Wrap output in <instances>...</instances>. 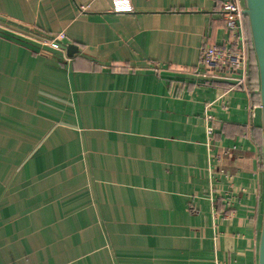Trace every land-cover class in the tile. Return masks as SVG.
Here are the masks:
<instances>
[{"label": "crops", "instance_id": "obj_1", "mask_svg": "<svg viewBox=\"0 0 264 264\" xmlns=\"http://www.w3.org/2000/svg\"><path fill=\"white\" fill-rule=\"evenodd\" d=\"M225 1L0 0V264H258V108L201 62Z\"/></svg>", "mask_w": 264, "mask_h": 264}, {"label": "built area", "instance_id": "obj_2", "mask_svg": "<svg viewBox=\"0 0 264 264\" xmlns=\"http://www.w3.org/2000/svg\"><path fill=\"white\" fill-rule=\"evenodd\" d=\"M113 11L117 13H127L132 11L130 0H112ZM85 10V7H82ZM243 7L239 0H226L221 13L225 21V28L231 36L227 46L216 47L207 46L202 50L201 62L205 69L218 73H232L236 76L237 85H245L247 78H251L252 62L250 60L252 47L250 35L247 31V21L243 13ZM66 36L60 34L51 39L42 40V44L53 49L60 50L65 42ZM252 89L257 91L252 81ZM258 97L256 94L254 95ZM257 108L259 104H256ZM208 123L213 121L211 116H207ZM210 125V124H209ZM214 134V128L208 127L207 136L209 142Z\"/></svg>", "mask_w": 264, "mask_h": 264}, {"label": "water", "instance_id": "obj_3", "mask_svg": "<svg viewBox=\"0 0 264 264\" xmlns=\"http://www.w3.org/2000/svg\"><path fill=\"white\" fill-rule=\"evenodd\" d=\"M239 1L243 7V13L249 28L252 52L255 56L258 71L259 82L257 91L252 89L250 77L247 78L246 86H248V90L252 96L256 94L259 97L258 115L260 117L261 129L263 132L262 174L264 179V0ZM39 44L43 45L41 43ZM74 49L75 46H69V57H72V51ZM258 264H264V189L262 196V221L258 243Z\"/></svg>", "mask_w": 264, "mask_h": 264}, {"label": "rangeland", "instance_id": "obj_4", "mask_svg": "<svg viewBox=\"0 0 264 264\" xmlns=\"http://www.w3.org/2000/svg\"><path fill=\"white\" fill-rule=\"evenodd\" d=\"M256 74H257V78H256V81L254 83H255L256 89H258V82H259V80H258V71L256 72Z\"/></svg>", "mask_w": 264, "mask_h": 264}, {"label": "trees", "instance_id": "obj_5", "mask_svg": "<svg viewBox=\"0 0 264 264\" xmlns=\"http://www.w3.org/2000/svg\"><path fill=\"white\" fill-rule=\"evenodd\" d=\"M254 102H255V105H256V104H259V97L254 96ZM260 140H261V139H260Z\"/></svg>", "mask_w": 264, "mask_h": 264}]
</instances>
